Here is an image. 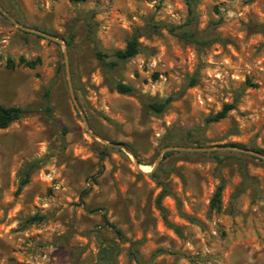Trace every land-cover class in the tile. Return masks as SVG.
<instances>
[{
  "label": "rangeland",
  "instance_id": "374dc122",
  "mask_svg": "<svg viewBox=\"0 0 264 264\" xmlns=\"http://www.w3.org/2000/svg\"><path fill=\"white\" fill-rule=\"evenodd\" d=\"M190 2L0 0V264H264V0Z\"/></svg>",
  "mask_w": 264,
  "mask_h": 264
},
{
  "label": "trees",
  "instance_id": "16d2710c",
  "mask_svg": "<svg viewBox=\"0 0 264 264\" xmlns=\"http://www.w3.org/2000/svg\"><path fill=\"white\" fill-rule=\"evenodd\" d=\"M187 5L190 8L191 2L190 0H184ZM190 10V9H189ZM171 32H173V29H170ZM139 52V43L137 40V37H131L127 42L124 48L122 49H116L114 51H112L111 53H105L103 51L97 50L95 55L99 60H104L106 58H108L109 56L115 57L117 60L120 61H126L132 57H134L137 53ZM40 60L37 58L35 60H26L23 57H20L18 60L19 64H22L28 68H34L37 64H39ZM114 64V63H113ZM7 65L9 67H12L14 65V61L12 59H8L7 60ZM109 85L112 86L113 88H115L119 93H130L133 89L131 86L126 85V84H122L120 82H114V81H109ZM45 100H46V107H45V112L51 116V107L49 105V93L48 91L45 92ZM169 101V99H167L166 101H164L161 104H152L151 108L160 112L164 106L166 105V103ZM234 109V104L233 103H227L224 104L221 108V110H219L215 115L209 116L207 118V121L209 122H217L219 120L224 119L227 116V113ZM30 112L27 109L18 107V106H4L2 104H0V129H5L7 128L12 122L18 120L21 116H23L24 114ZM231 146H239L237 144H231ZM259 152H261L260 150H258ZM170 152L165 153L164 156L169 155ZM27 182L26 177H23L21 180V183L18 187V190H20L21 186L24 185ZM221 190H222V185H219L214 194L213 197L211 198V202H210V206L211 208H215L217 209L219 206V200H220V194H221ZM36 220H41V217H38L37 215L30 217L27 221L30 222H34ZM114 228L115 233H117L118 235H120V230L116 229L114 227V225H110ZM108 252L107 249L102 248L101 249V256H100V261L97 264H106V261L108 260Z\"/></svg>",
  "mask_w": 264,
  "mask_h": 264
},
{
  "label": "water",
  "instance_id": "95a60500",
  "mask_svg": "<svg viewBox=\"0 0 264 264\" xmlns=\"http://www.w3.org/2000/svg\"><path fill=\"white\" fill-rule=\"evenodd\" d=\"M0 11H1L6 17H8V18H9V19H10V20H11V21H12L17 27L22 28V29L27 30V31H31V32H34V33H37V34L43 35V36H46V37H48V38H50V39H53V40L59 42L58 39H55L54 37H52V36H50V35H48V34H45V33H43V32L37 31V30L28 29V28H25V27L21 26V25L18 24L16 21H14V20H13V19H12V18H11L6 12H4L1 8H0ZM69 91H70V95H71V99H72V101H73V104H74L76 110L78 111V113L80 114V116H81V118H82V120H83V123H84L86 129L88 130V132L90 133V135L93 136V137L96 138V139H99L101 142H103V143H105V144L115 145V146H118L119 148H121V149L127 151L126 148H124L122 145H119V144H113V143H110V142H106V141H104L103 139L99 138L98 136L94 135L92 132L89 131V128H88L87 122H86L84 116L82 115L81 110H80V108H79V106H78V104H77V101H76V99H75V97H74V95H73V91H72V88H71L70 81H69ZM201 150H203V149H201ZM239 150H240V149H239ZM243 151H244V150H243ZM249 152H251V151H249ZM127 153H129V152L127 151ZM251 153H252V154H255V155H257V156H259V157H261V158H264V156H261V155H259V154H257V153H254V152H251ZM129 154H130V153H129ZM136 165H138L137 162H136Z\"/></svg>",
  "mask_w": 264,
  "mask_h": 264
}]
</instances>
